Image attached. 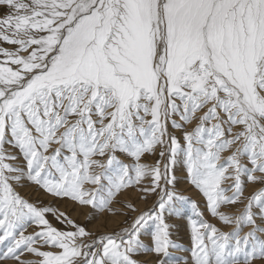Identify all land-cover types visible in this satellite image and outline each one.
Wrapping results in <instances>:
<instances>
[{"label": "snow or ice", "instance_id": "obj_1", "mask_svg": "<svg viewBox=\"0 0 264 264\" xmlns=\"http://www.w3.org/2000/svg\"><path fill=\"white\" fill-rule=\"evenodd\" d=\"M0 10V264H181L180 251L183 264H264V0ZM178 172L231 232L179 190ZM248 184L261 187L246 196ZM28 186L90 221L138 215L96 234L26 199ZM129 191L155 202L141 212L119 199ZM184 216L189 249L170 223Z\"/></svg>", "mask_w": 264, "mask_h": 264}, {"label": "rangeland", "instance_id": "obj_2", "mask_svg": "<svg viewBox=\"0 0 264 264\" xmlns=\"http://www.w3.org/2000/svg\"><path fill=\"white\" fill-rule=\"evenodd\" d=\"M3 10H0V14H2ZM8 47V45H0ZM179 135V132L176 133ZM154 157H147L146 161L147 163L154 162ZM178 176L181 177L180 183L178 184V188L180 191L184 193L186 197L192 198V200L196 203H198L201 207V209H204V200L202 197H200L196 192H194L190 185H188L183 179H182V173L178 172ZM261 186L256 184H248L245 195L249 196L253 194L255 191H257ZM21 194L28 200L32 202H40L43 206H50L54 209H59L60 211L67 212L72 219H74L78 224H81L85 226L89 231L96 233V234H102V233H110L113 231L119 230L121 227L125 226V221L129 220L131 216L138 215V213H129L128 216H109L107 213H105L102 216H98L96 219L89 220L87 218V213L91 211V209H77L75 205L71 204L70 202L58 199L55 197H52L50 195L45 194L43 191L38 190L34 186H28L23 187L19 189ZM121 201H126L128 203H133L136 205V207L142 212L148 208H150L153 203L155 202V198L151 197L147 201H144L140 198V195L138 192L135 191H129L126 192L124 195L119 197ZM115 207L117 209H120L122 211L127 212L128 210L123 207L122 204H116ZM185 210L190 214L191 212V205H186ZM223 211L227 213H234L238 210L235 208H226L222 209ZM204 218L210 222L215 224L217 227L221 228L225 232H231L233 230V226H225L220 221H218L216 218L212 217L209 212L204 209ZM48 219L53 223L54 226L60 228L62 225L57 223V221L53 218L52 215L48 216ZM170 223L174 225V232L175 237L177 238L178 242L182 243L183 247L186 249H189L191 247L190 243V228L188 226V218L187 216H184L183 218L176 217L173 218ZM249 229L245 228L244 231H248ZM29 232L35 231V228H30L28 230ZM146 242H147V238ZM4 249L3 247H0V252H2ZM189 255L188 252L180 251L175 252L174 257L177 260H181V264H183L182 258L187 257ZM142 264H150V262L153 260L152 256L148 255H142L137 257ZM7 264H13L12 261H8Z\"/></svg>", "mask_w": 264, "mask_h": 264}]
</instances>
